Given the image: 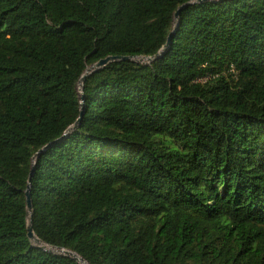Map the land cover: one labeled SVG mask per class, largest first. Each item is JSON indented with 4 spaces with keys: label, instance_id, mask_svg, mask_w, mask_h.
<instances>
[{
    "label": "trees",
    "instance_id": "16d2710c",
    "mask_svg": "<svg viewBox=\"0 0 264 264\" xmlns=\"http://www.w3.org/2000/svg\"><path fill=\"white\" fill-rule=\"evenodd\" d=\"M196 1L0 0V264H78L31 172L85 264H264V0Z\"/></svg>",
    "mask_w": 264,
    "mask_h": 264
},
{
    "label": "water",
    "instance_id": "95a60500",
    "mask_svg": "<svg viewBox=\"0 0 264 264\" xmlns=\"http://www.w3.org/2000/svg\"><path fill=\"white\" fill-rule=\"evenodd\" d=\"M209 0H197L196 2H192V3H188L186 4L185 6H192V5H195V4H200V3H204V2H207ZM182 7H180L173 15L174 19H177L178 16H179V12H180V9ZM172 41V38H171V35L168 36L167 38V41H166V44L165 46L163 47V51L170 45ZM160 55V53L156 54L155 57L153 58H148V61H152L154 60L155 58H157L158 56ZM134 58H129V57H124V58H121V57H107L103 60H100L99 62H97L93 67L87 69V72L85 73V75L81 78L80 80V86H81V83L84 81L85 77L91 72V71H94V70H97V69H100L102 67H104L105 65L111 63V62H114V61H118V60H122V61H133ZM134 62V61H133ZM81 88V87H80ZM80 90V89H79ZM84 98L81 97V103L83 102ZM81 118H82V112L80 113L79 115V118L77 119V121L75 122L73 128H75L81 121ZM32 173H30L29 175V180H28V185H27V189L26 191L24 192V195H25V202H26V209H27V213L29 215V223L27 225V238L32 242L33 239H35V244L41 248L42 250L46 251L45 249H43V247H41L42 244L36 237L35 235L33 234V231H32V227H31V219H30V214H31V210H32V206H31V195H30V179L32 177ZM47 246V245H46ZM53 248V247H52ZM58 250H62V249H58ZM65 251V250H63ZM67 252L69 255H63V256H69L70 258L74 259L78 264H85L79 257H77L75 254H72L71 252H68V251H65ZM73 256V257H72Z\"/></svg>",
    "mask_w": 264,
    "mask_h": 264
},
{
    "label": "rangeland",
    "instance_id": "374dc122",
    "mask_svg": "<svg viewBox=\"0 0 264 264\" xmlns=\"http://www.w3.org/2000/svg\"><path fill=\"white\" fill-rule=\"evenodd\" d=\"M214 1V0H213ZM133 61L137 64H147L149 63L148 58H144V57H137L134 58ZM79 89V88H78ZM34 244V243H33ZM36 245V244H34ZM37 246V245H36ZM41 247H43V249H45L47 252L56 254V255H69L67 252L63 251V250H58L56 248H52L50 246H46V245H42ZM73 257V256H72Z\"/></svg>",
    "mask_w": 264,
    "mask_h": 264
},
{
    "label": "bare ground",
    "instance_id": "6f19581e",
    "mask_svg": "<svg viewBox=\"0 0 264 264\" xmlns=\"http://www.w3.org/2000/svg\"><path fill=\"white\" fill-rule=\"evenodd\" d=\"M78 88L80 89V83H79V85H78ZM32 243L35 244V239L32 240Z\"/></svg>",
    "mask_w": 264,
    "mask_h": 264
}]
</instances>
